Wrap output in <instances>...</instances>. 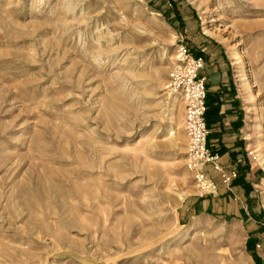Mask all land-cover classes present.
<instances>
[{"label":"rangeland","instance_id":"374dc122","mask_svg":"<svg viewBox=\"0 0 264 264\" xmlns=\"http://www.w3.org/2000/svg\"><path fill=\"white\" fill-rule=\"evenodd\" d=\"M204 47L237 85L256 168L239 219L202 205L168 91L180 51ZM263 249L264 0H0V264H264Z\"/></svg>","mask_w":264,"mask_h":264},{"label":"crops","instance_id":"0c3cea01","mask_svg":"<svg viewBox=\"0 0 264 264\" xmlns=\"http://www.w3.org/2000/svg\"><path fill=\"white\" fill-rule=\"evenodd\" d=\"M207 49L208 47L199 49L200 53L194 55L204 61L200 75L205 78V120L209 131L207 145L211 153L218 156L223 171L225 173L234 171L237 177L226 185L222 182L221 175L207 166L206 172L216 185V193L209 195L208 200H202V205L221 203L224 208L233 210L225 211L226 215L232 213L239 219V207L241 214H248L243 202L246 201V191L256 168L243 141L244 118L237 85L229 67L215 57L216 54L208 57ZM251 212L254 215L255 211Z\"/></svg>","mask_w":264,"mask_h":264},{"label":"built area","instance_id":"2783aa9c","mask_svg":"<svg viewBox=\"0 0 264 264\" xmlns=\"http://www.w3.org/2000/svg\"><path fill=\"white\" fill-rule=\"evenodd\" d=\"M177 60L179 65L171 76L168 91L182 103L189 169L194 174L196 186L200 195H213L216 193V185L206 172L207 166L219 173L222 182L226 185L235 180L237 174L234 171L225 173L218 156L211 153L207 145L209 131L205 120V78L200 75L204 67L203 59L192 57L182 49Z\"/></svg>","mask_w":264,"mask_h":264}]
</instances>
